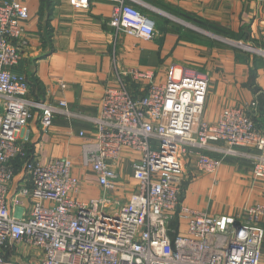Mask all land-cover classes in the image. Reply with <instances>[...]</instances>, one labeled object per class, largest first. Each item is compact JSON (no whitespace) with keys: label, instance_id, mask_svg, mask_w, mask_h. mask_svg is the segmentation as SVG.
<instances>
[{"label":"built area","instance_id":"obj_1","mask_svg":"<svg viewBox=\"0 0 264 264\" xmlns=\"http://www.w3.org/2000/svg\"><path fill=\"white\" fill-rule=\"evenodd\" d=\"M66 1L85 10L92 0ZM134 1L119 0L109 26L152 40L156 22ZM29 14L20 0H0V264H260L263 205L249 208L245 222L238 223L182 201L192 155L200 173L217 174L224 160L235 158L247 161L253 178L264 181V128L256 120L257 103L227 108L210 124L204 120L208 78L178 76L171 69L167 82L157 85L152 74L132 71L134 82L151 83L137 97L120 76L118 86L106 90L99 115L90 119L96 132L85 136L82 162L109 193L117 188L122 150L138 152L141 158L133 164L138 186L125 204L111 197L81 202L75 199L80 181L73 161L58 158L43 165L24 135L36 115L44 131L55 115L71 116L64 100L30 99L27 79L14 70ZM180 221L187 223L185 233Z\"/></svg>","mask_w":264,"mask_h":264},{"label":"crops","instance_id":"obj_2","mask_svg":"<svg viewBox=\"0 0 264 264\" xmlns=\"http://www.w3.org/2000/svg\"><path fill=\"white\" fill-rule=\"evenodd\" d=\"M20 1L30 14L24 37L17 42L21 59L14 70L27 79L30 99L48 104L64 100L71 112L55 115L46 131L36 115L24 135L43 165L58 158L73 161V173L80 181L75 199L111 197L125 204L137 189L133 164L141 158L138 152L122 150L116 164L117 188L109 193L82 162L85 136L96 132L90 119L99 115L106 90L118 86L124 76L135 96L147 92L151 83L134 82L132 71L152 74L157 85L167 82L171 69L178 76L206 77L207 123L215 124L227 108L257 103L256 120L264 128V0H135L132 5L156 22L152 40L109 26L119 0H92L85 10L66 0ZM248 45L260 54L245 50ZM209 154L221 159L218 153ZM196 160L192 155L186 161L184 206L231 216L238 223L245 222L249 208L264 206V181L253 178L247 161L227 158L217 174H208L198 172ZM20 180L18 175L14 188ZM260 224L264 227V218ZM179 225L185 233L187 223Z\"/></svg>","mask_w":264,"mask_h":264},{"label":"trees","instance_id":"obj_3","mask_svg":"<svg viewBox=\"0 0 264 264\" xmlns=\"http://www.w3.org/2000/svg\"><path fill=\"white\" fill-rule=\"evenodd\" d=\"M177 227H178V225H176V224H175V225H174V228H176V229H177Z\"/></svg>","mask_w":264,"mask_h":264},{"label":"water","instance_id":"obj_4","mask_svg":"<svg viewBox=\"0 0 264 264\" xmlns=\"http://www.w3.org/2000/svg\"><path fill=\"white\" fill-rule=\"evenodd\" d=\"M248 47H252V46L248 45ZM252 48H253V47H252Z\"/></svg>","mask_w":264,"mask_h":264},{"label":"rangeland","instance_id":"obj_5","mask_svg":"<svg viewBox=\"0 0 264 264\" xmlns=\"http://www.w3.org/2000/svg\"><path fill=\"white\" fill-rule=\"evenodd\" d=\"M246 50V49H245ZM249 51V50H248ZM251 53L253 52V51H250Z\"/></svg>","mask_w":264,"mask_h":264}]
</instances>
